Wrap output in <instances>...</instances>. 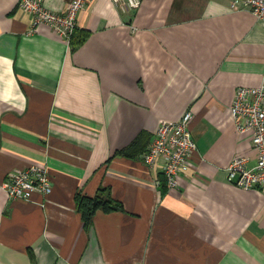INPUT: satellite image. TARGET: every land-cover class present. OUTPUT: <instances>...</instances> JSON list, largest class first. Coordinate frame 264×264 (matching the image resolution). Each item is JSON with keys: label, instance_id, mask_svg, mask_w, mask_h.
<instances>
[{"label": "crops", "instance_id": "0c3cea01", "mask_svg": "<svg viewBox=\"0 0 264 264\" xmlns=\"http://www.w3.org/2000/svg\"><path fill=\"white\" fill-rule=\"evenodd\" d=\"M63 13L70 0H44ZM232 0H142L122 12L90 0L72 51L19 0H0V264H264V194L227 181L238 157L256 165L229 108L264 86V20ZM191 112L196 151L175 189L140 154L117 156L163 121ZM46 166L52 193L13 200L12 171ZM104 189L122 211L85 227L78 197Z\"/></svg>", "mask_w": 264, "mask_h": 264}, {"label": "built area", "instance_id": "2783aa9c", "mask_svg": "<svg viewBox=\"0 0 264 264\" xmlns=\"http://www.w3.org/2000/svg\"><path fill=\"white\" fill-rule=\"evenodd\" d=\"M89 2L70 0L61 14L49 10L44 0H19V7L32 16L34 28L47 25L69 42L77 28L78 13ZM111 2L122 12H136L143 3L142 0ZM230 10H247L264 20V0H232ZM229 111L236 130L249 135L257 151V161L254 167L247 168L244 158H235L226 169L227 181L243 190L256 188L264 194V86L237 88ZM191 118V112H186L177 122H161L141 157L148 168L163 174L168 189L177 188L182 176L191 168V159L197 149L189 129ZM156 184L160 185L159 180ZM2 188L10 199L28 202L35 194L49 196L52 181L46 166L37 164L12 171Z\"/></svg>", "mask_w": 264, "mask_h": 264}, {"label": "trees", "instance_id": "16d2710c", "mask_svg": "<svg viewBox=\"0 0 264 264\" xmlns=\"http://www.w3.org/2000/svg\"><path fill=\"white\" fill-rule=\"evenodd\" d=\"M88 36L89 34L87 32L77 27L69 38L70 49L74 51L80 47L86 41ZM144 141V135H141L128 148L119 151L116 153V155L129 158H135L138 154L143 155L148 148V145L146 148L143 147ZM159 182L162 191L165 192L167 186L163 174H160ZM103 192H105L104 189L100 190L99 193L92 197H86L81 194L79 195L78 210L82 215L85 227H89L91 225L93 216L98 210H101L105 213L123 210L122 205L119 202H115L108 196L104 197Z\"/></svg>", "mask_w": 264, "mask_h": 264}]
</instances>
